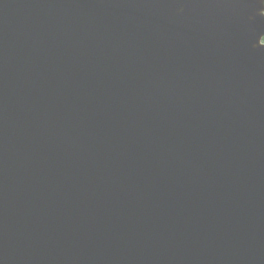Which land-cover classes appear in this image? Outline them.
Wrapping results in <instances>:
<instances>
[{"label":"water","instance_id":"water-1","mask_svg":"<svg viewBox=\"0 0 264 264\" xmlns=\"http://www.w3.org/2000/svg\"><path fill=\"white\" fill-rule=\"evenodd\" d=\"M0 264H264V0H0Z\"/></svg>","mask_w":264,"mask_h":264}]
</instances>
